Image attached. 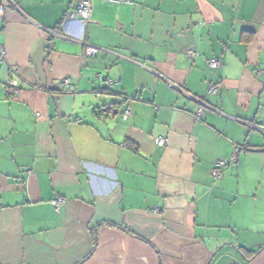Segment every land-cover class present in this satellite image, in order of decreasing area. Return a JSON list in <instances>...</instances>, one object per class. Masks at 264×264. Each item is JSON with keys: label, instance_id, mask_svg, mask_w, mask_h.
Instances as JSON below:
<instances>
[{"label": "crops", "instance_id": "0c3cea01", "mask_svg": "<svg viewBox=\"0 0 264 264\" xmlns=\"http://www.w3.org/2000/svg\"><path fill=\"white\" fill-rule=\"evenodd\" d=\"M13 1L0 264H264V0H90L83 22L79 0Z\"/></svg>", "mask_w": 264, "mask_h": 264}, {"label": "built area", "instance_id": "2783aa9c", "mask_svg": "<svg viewBox=\"0 0 264 264\" xmlns=\"http://www.w3.org/2000/svg\"><path fill=\"white\" fill-rule=\"evenodd\" d=\"M6 3L10 6H13L15 8H18L16 3L13 0H5ZM4 11L3 5H0V17L2 16ZM91 11V3L90 0H79L78 3L76 4L75 8L70 12V18L72 19H78L80 21H86L89 17ZM186 54L190 59L195 58L196 56V51L193 47H188L186 50ZM5 55L4 49L0 46V63L2 62L3 58ZM208 65L212 69H216L217 67L220 66V61L219 59L213 58L208 60ZM109 85L113 84L112 80L108 81ZM71 84V79L69 77H66L62 79L61 81V86H69ZM216 90V87L214 85H210L208 88L209 92H214ZM18 91L15 82L13 80H10L8 82V93L9 94H15ZM200 102V101H199ZM200 106L197 107L193 112H192V117L196 120L200 119L201 115L203 114L204 108H210L206 104L200 102ZM96 113L102 115V116H114L118 115L122 119H126L128 116L131 114V108L126 105L123 108H121V104L119 103H107V104H102L99 107L95 109ZM167 142L166 137L164 136H158L155 138V144L158 147H164ZM121 147H126L125 144H120ZM237 152L238 150L235 149L234 153L231 155L229 161L226 160H217L214 163L211 175L214 178H218L221 173L222 169L226 168L228 165L233 164L237 160ZM51 203L53 204L54 208L56 211L59 210V208L64 204V199L62 197H55L54 199L51 200Z\"/></svg>", "mask_w": 264, "mask_h": 264}, {"label": "trees", "instance_id": "16d2710c", "mask_svg": "<svg viewBox=\"0 0 264 264\" xmlns=\"http://www.w3.org/2000/svg\"><path fill=\"white\" fill-rule=\"evenodd\" d=\"M78 3V2H77ZM76 3V4H77ZM76 6V5H75ZM75 8V7H74ZM249 40H250V36H247L246 38H243V41L244 42H249ZM246 148V147H245ZM246 150H248V148L246 149Z\"/></svg>", "mask_w": 264, "mask_h": 264}]
</instances>
